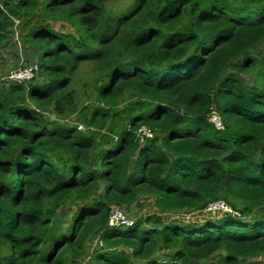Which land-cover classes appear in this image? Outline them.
Here are the masks:
<instances>
[{
	"label": "trees",
	"instance_id": "1",
	"mask_svg": "<svg viewBox=\"0 0 264 264\" xmlns=\"http://www.w3.org/2000/svg\"><path fill=\"white\" fill-rule=\"evenodd\" d=\"M17 23L37 71L0 77V264H264V0H0V42ZM216 201L239 216L160 215Z\"/></svg>",
	"mask_w": 264,
	"mask_h": 264
},
{
	"label": "rangeland",
	"instance_id": "2",
	"mask_svg": "<svg viewBox=\"0 0 264 264\" xmlns=\"http://www.w3.org/2000/svg\"><path fill=\"white\" fill-rule=\"evenodd\" d=\"M114 5H118V3H113ZM17 22V21H16ZM18 24V23H17ZM54 28L63 32H72V29L67 25L62 23L53 24ZM11 35L5 36L4 39L0 42V77H6L11 70H14L15 64L14 61L17 58V55L23 58V44L21 41L22 34L20 31L19 24L16 25L15 28L11 30ZM24 34V33H23ZM17 54V55H16ZM33 63H36L34 59H32ZM90 67L87 66L82 72H89ZM47 116V114H45ZM67 118L64 119V121ZM68 121V119H67ZM73 123V120H70ZM128 213L131 215L130 217H143L146 215L158 214V210L154 207L153 202L150 200L139 201L138 205H132L127 207ZM71 208H63L60 212L62 216L69 215V210ZM222 212L211 213L208 211H200L197 213H192L189 215H169V214H160L165 222H169L171 220H179L182 222H203L208 219H212L213 217L220 216ZM96 246V244H95ZM93 247L91 248V252ZM264 261V257L259 258ZM258 259V260H259ZM76 264H88V258H83L79 260Z\"/></svg>",
	"mask_w": 264,
	"mask_h": 264
},
{
	"label": "built area",
	"instance_id": "3",
	"mask_svg": "<svg viewBox=\"0 0 264 264\" xmlns=\"http://www.w3.org/2000/svg\"><path fill=\"white\" fill-rule=\"evenodd\" d=\"M37 71V64H31L25 67H19L14 70H11L8 75L6 76L7 79L16 82L17 84H25L32 80L35 76ZM3 78V77H2ZM5 78V77H4ZM208 120L214 128L218 131L224 130V126L218 114L212 110L209 114ZM78 129L83 130L82 125H78ZM152 131L142 126L137 130L136 137L140 145L145 144L147 140L153 138ZM205 211L215 213V212H222V213H231L232 215L239 216L238 213L231 210V208L224 202V201H216L208 205ZM132 219L127 214V211L123 207L114 206L111 208L110 215L108 218V225L110 227H120V226H129L132 224ZM95 244L101 246V242L96 240Z\"/></svg>",
	"mask_w": 264,
	"mask_h": 264
},
{
	"label": "crops",
	"instance_id": "4",
	"mask_svg": "<svg viewBox=\"0 0 264 264\" xmlns=\"http://www.w3.org/2000/svg\"><path fill=\"white\" fill-rule=\"evenodd\" d=\"M47 116H48L51 120H56V121L59 120L58 122H60V123H62V122H63V123L67 122V119H68V121L71 120V118H68V117H67V119H66L65 121H64V119H57V118H56L55 116H53L52 114H51V115L47 114ZM63 123H62V124H63Z\"/></svg>",
	"mask_w": 264,
	"mask_h": 264
},
{
	"label": "clouds",
	"instance_id": "5",
	"mask_svg": "<svg viewBox=\"0 0 264 264\" xmlns=\"http://www.w3.org/2000/svg\"><path fill=\"white\" fill-rule=\"evenodd\" d=\"M210 122V121H209Z\"/></svg>",
	"mask_w": 264,
	"mask_h": 264
}]
</instances>
